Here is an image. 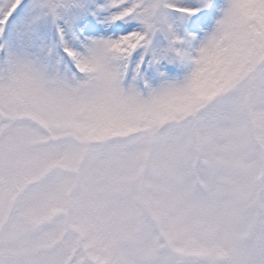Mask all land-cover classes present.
Returning a JSON list of instances; mask_svg holds the SVG:
<instances>
[{"label":"snow or ice","instance_id":"6c2138e0","mask_svg":"<svg viewBox=\"0 0 264 264\" xmlns=\"http://www.w3.org/2000/svg\"><path fill=\"white\" fill-rule=\"evenodd\" d=\"M209 54L232 68L194 119L214 149L188 172L196 211L134 264H264V0H0V122L17 103L160 105L191 92ZM15 240L0 264H58Z\"/></svg>","mask_w":264,"mask_h":264},{"label":"rangeland","instance_id":"374dc122","mask_svg":"<svg viewBox=\"0 0 264 264\" xmlns=\"http://www.w3.org/2000/svg\"><path fill=\"white\" fill-rule=\"evenodd\" d=\"M231 68L209 54L189 94L146 109L104 97L44 113L15 104L18 126L0 123V239L11 234L23 250L58 264L67 256L80 264L81 244L93 264H134L149 254L154 238L135 203L146 200L139 210L150 211L159 234L196 211L188 172L206 167L214 149L193 123ZM47 219L49 229L33 231Z\"/></svg>","mask_w":264,"mask_h":264},{"label":"bare ground","instance_id":"6f19581e","mask_svg":"<svg viewBox=\"0 0 264 264\" xmlns=\"http://www.w3.org/2000/svg\"><path fill=\"white\" fill-rule=\"evenodd\" d=\"M41 235V234H40Z\"/></svg>","mask_w":264,"mask_h":264}]
</instances>
